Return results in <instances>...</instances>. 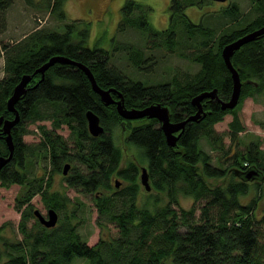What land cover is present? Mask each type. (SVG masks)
Returning a JSON list of instances; mask_svg holds the SVG:
<instances>
[{
    "label": "trees",
    "instance_id": "trees-1",
    "mask_svg": "<svg viewBox=\"0 0 264 264\" xmlns=\"http://www.w3.org/2000/svg\"><path fill=\"white\" fill-rule=\"evenodd\" d=\"M12 1L0 0V32L5 29V11ZM205 1L211 0H170L168 25L158 29L147 19L149 5L125 0L119 8L116 30L134 28L146 33L147 43L142 46L115 38L111 48L89 46L88 25L78 18L64 22L61 30L38 26L12 42L1 43L4 75L0 77V115L3 118L13 117V112L6 108L13 86L22 74H32L25 92L14 104L19 114L18 121L10 129L14 147L10 159L0 169L1 185L18 183L23 188L15 197V205L20 210L18 229L22 238L10 241L0 232L3 246L0 256L6 257L2 264H69L75 257L86 258V264H264V212L256 216L253 211L255 196L244 203L240 199L252 186L258 193L257 186L260 188L259 182L264 185V178L258 182L238 176L240 171L252 167L264 177V149L253 141L242 150L231 151L229 156L225 149L222 154L227 163L215 165L211 163L210 153L199 144L204 137L212 148H223L222 135L213 125L226 113L231 114L228 127L231 140L235 139L243 130L236 105L221 109L215 99L203 98L201 105L205 114L198 120L186 121L176 143L170 146L156 118H136L144 120L131 125L132 119L121 117L113 103L103 104L78 66L55 62L44 71L42 79L39 72H34L50 56L65 55L87 65L100 87H112L113 98H118L120 92L126 107L140 108L160 102L168 107L171 120H182L196 110L190 99L198 92L216 87L219 97L228 98L231 78L221 48L264 24V0H250L254 15L245 21H239L237 3L229 2L219 8V12L238 21V25H228L217 32L203 21H191L184 13L185 5ZM25 2L49 11L59 20L65 19L64 0ZM35 19L42 22L40 17ZM156 46L166 47L197 63L198 69L185 78L173 75L168 80L148 82L127 74L110 62L112 51L124 50L133 73L144 72V68L152 63H146L149 56H145L144 51ZM230 60L241 80L238 100L264 90V33L242 44ZM43 103L54 108L51 128L38 125L41 139L30 148L22 139L23 124L47 117L39 111V105ZM87 109L98 114L103 126L97 136L87 129ZM121 123H127L126 140L138 148L147 162L152 187L167 194L165 204L150 208L146 202L140 206L135 203L139 191L137 168L134 163L120 166L121 150L112 138L113 128ZM61 124H65L73 136L71 152L63 136L55 130ZM28 153L30 156L34 153L33 163L40 153L48 156L50 167L46 173L37 175L36 169H30L32 161L27 159ZM7 154L0 133V155ZM65 162L70 163L67 173L62 175L66 185L84 193L94 192L93 200L99 215L105 214L108 220L116 223L118 236L110 240L99 239L89 245L80 237L69 215H66L64 227H46L36 219L32 204L28 202L35 193L41 195L47 208L58 211L66 210L72 202L65 192L50 189L52 174H62ZM114 174L129 181L126 189H115L112 194L98 190L110 187L109 180ZM204 177L220 179L221 183L209 184ZM120 192L127 201L113 210L114 195ZM178 193L192 197L194 201H203L197 216L193 205L178 207ZM75 209L73 206L70 210L71 216ZM29 218H34V222L26 228L25 222ZM4 225H0V231Z\"/></svg>",
    "mask_w": 264,
    "mask_h": 264
},
{
    "label": "rangeland",
    "instance_id": "rangeland-1",
    "mask_svg": "<svg viewBox=\"0 0 264 264\" xmlns=\"http://www.w3.org/2000/svg\"><path fill=\"white\" fill-rule=\"evenodd\" d=\"M125 0H64L63 10L65 13V19H57L53 14L47 10L37 9L32 7L25 0H13L11 5L6 9V26L3 31L0 32V46L1 43L12 42L30 31L31 29L44 26V27H59L63 29V23L71 19H81L88 25L89 34L87 37V43L89 46L94 44L102 46L104 48H111L113 45V38L118 41L135 43L142 46L147 43L146 33L134 28H127L124 31H117L116 24L119 18V8ZM143 4L149 5L151 9L147 13V19L149 23L155 28L161 29L168 25L169 19V3L170 0H137ZM229 2H235L238 5L239 21H245L254 15V10L250 0H225L216 1L211 0L201 4H188L184 7V13L190 18L191 21L198 23L203 21L211 27H214L217 32L228 27V25H238V21H233L229 17L222 16L219 12V8L225 6ZM35 17H40L42 22H39ZM221 29V30H220ZM188 48V47H187ZM185 48V50H187ZM145 56H149L146 63L152 61L150 66L145 67L144 72L133 73V67L125 58L124 50L112 51L110 62L118 66L122 71L134 77L147 79L148 82H156L159 80H168L173 75H177L179 78H185L189 74L194 73L198 69V64L191 60L169 51L166 47L156 46L152 49H145ZM146 72V73H145ZM4 75L3 70V52L0 50V77ZM49 104L43 103L39 105V111L45 116L40 119H34L32 121H25L23 126L25 132L22 135L23 141H25L30 148L35 146L41 139V132L38 125L44 124L45 127L51 128V114L53 109ZM238 117L243 125V130L239 131L231 140L230 130L228 127V121L231 119V114L226 113L222 119L214 123L213 127L218 134L222 135L223 148L211 147L209 141H206L204 137H201L199 144L205 150L210 153L211 163L225 165L223 150L227 149V156L232 155L233 150H242L245 145L250 142L259 143V148L264 149V90L261 93H255L250 96H242L235 106ZM132 119L130 124L136 122H142L143 120ZM127 123L117 124L113 128L112 138L114 143L121 150L120 166H128L129 163H134L137 168L136 182L139 185V191L135 197V203L140 206L146 202L150 208L163 205L168 201V196L164 192H158L155 190L149 178L150 189L146 190L140 182V169L142 166L147 165L146 160L141 155L138 148L126 140ZM56 132L61 134L65 139L69 147V152L74 148L73 136L69 131V128L65 124H61L55 128ZM32 154V153H31ZM30 156V154L28 153ZM27 156L28 160L34 158ZM44 153H40L35 162L30 164V169L34 170L36 164L37 175L46 173L50 167L48 163V156ZM45 167V168H44ZM147 168V167H146ZM132 172V171H131ZM33 175V172L30 176ZM62 175L59 173H53L50 183L51 190H59L65 192L67 196L72 200L69 207L66 210H56L58 219L55 224L64 227L66 224V215H69L70 221L75 224V229L80 234V237L92 245L99 239L110 240L119 235L118 227L114 221L108 220L105 214L99 215L97 208L94 204L93 193H84L73 187L67 186L63 180ZM229 176V175H228ZM230 177V176H229ZM236 177V176H235ZM209 184L218 183L221 180L217 178L204 177ZM264 178V177H263ZM252 180L258 181L259 179L253 178ZM115 181L118 182V186H115ZM261 181V179L259 180ZM258 181V182H259ZM110 187H101L98 190H103L106 194H112L115 189H126L129 185V181L122 178L119 175H113L110 180ZM221 183V182H220ZM257 189L258 193L254 192V187H250L249 192L245 197H240L241 201L247 202L250 197L255 196V203L253 211L256 216H259L264 212V185L259 182ZM22 186L18 183H11L8 186L0 184V225L5 224L1 229L2 235L10 241H16L22 238V233L18 229V222L20 219V210L15 205V197L22 191ZM120 189V190H121ZM125 191V190H124ZM119 197V199L117 198ZM178 207L190 208L194 206L195 215L200 212V206L202 200L194 201L192 197L184 196L180 193L177 194ZM126 197L120 192L114 195L113 210L119 209L126 202ZM29 203L32 204V208H38L43 214L46 213L47 207L39 193H35L30 197ZM173 207L177 205L172 204ZM73 206H76L74 215L71 216ZM34 222V218L26 220V228L30 227ZM60 232V229L58 233ZM133 236V235H132ZM0 250H3V246L0 243ZM4 254L0 256V264L5 261ZM87 259L84 257H75L69 264H86Z\"/></svg>",
    "mask_w": 264,
    "mask_h": 264
},
{
    "label": "water",
    "instance_id": "water-1",
    "mask_svg": "<svg viewBox=\"0 0 264 264\" xmlns=\"http://www.w3.org/2000/svg\"><path fill=\"white\" fill-rule=\"evenodd\" d=\"M262 33H264V24L229 41L221 48V56L227 69L230 72L231 78V91L228 98L222 99L221 97H219L217 94L216 87L198 92L197 94L193 95L190 99V102L196 107V110L192 114L188 115L186 118L178 121L170 119V111L168 107L164 104H161L160 102H153L140 108L126 107L123 103V96L120 92L117 93L118 98H113L111 95V91H114V89L112 87H100L97 84L91 70L88 68L87 65L80 61L74 60L68 56L61 54L52 55L42 64H40L34 70V72H39L40 79H42L44 77V71L55 62L70 63L78 66L85 72L86 76L90 81L91 88L94 92L99 95V98L103 102V104L107 105L113 103L115 105L117 113L125 119H136L144 116L147 118H156L160 123V127L164 133L166 143L170 146H173L176 143L180 133L182 132L186 121L198 120L201 116L205 114L201 105V100L203 98H208L210 100L215 99L219 103L221 109L233 108L236 105L240 95L241 80L237 69L231 63V55L242 44L255 39L258 35ZM31 75L32 74L29 73L22 74L18 82L13 86L12 92L6 100V108L13 112V117L9 119L3 118L0 115V133L3 136V139L8 149V154L6 156L0 155V169L10 159L12 155L13 144L10 129L19 119L18 110L14 104L19 98V96L25 92L26 85L30 80ZM85 118L87 129L91 135L97 136L103 131V126L99 121V116L93 110L87 109L85 111ZM69 166V162H65L63 164L62 174L67 173ZM140 170V182L146 190H149L150 183L147 168L145 166H142ZM238 176L244 180H252L253 178H257L259 180L263 179L262 173L252 167L240 171V173H238ZM115 186H118L117 181H115ZM33 214L36 219H38V221L46 227L55 225L58 219L57 211L52 207H48L46 209V215H44L38 208L33 209Z\"/></svg>",
    "mask_w": 264,
    "mask_h": 264
},
{
    "label": "bare ground",
    "instance_id": "bare-ground-1",
    "mask_svg": "<svg viewBox=\"0 0 264 264\" xmlns=\"http://www.w3.org/2000/svg\"><path fill=\"white\" fill-rule=\"evenodd\" d=\"M12 144H13V142H12ZM13 147H14V145H13ZM12 151H13V149H12ZM35 163H37V162H35ZM37 167H38V165L36 164V166H34V169H37Z\"/></svg>",
    "mask_w": 264,
    "mask_h": 264
},
{
    "label": "flooded vegetation",
    "instance_id": "flooded-vegetation-1",
    "mask_svg": "<svg viewBox=\"0 0 264 264\" xmlns=\"http://www.w3.org/2000/svg\"><path fill=\"white\" fill-rule=\"evenodd\" d=\"M44 215H46V214H44Z\"/></svg>",
    "mask_w": 264,
    "mask_h": 264
}]
</instances>
